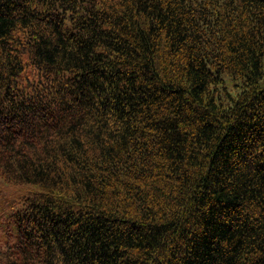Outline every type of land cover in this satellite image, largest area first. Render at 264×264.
I'll use <instances>...</instances> for the list:
<instances>
[{
  "label": "trees",
  "instance_id": "16d2710c",
  "mask_svg": "<svg viewBox=\"0 0 264 264\" xmlns=\"http://www.w3.org/2000/svg\"><path fill=\"white\" fill-rule=\"evenodd\" d=\"M0 264H264V0H0Z\"/></svg>",
  "mask_w": 264,
  "mask_h": 264
}]
</instances>
